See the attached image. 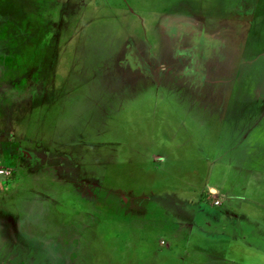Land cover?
I'll list each match as a JSON object with an SVG mask.
<instances>
[{
    "label": "rangeland",
    "instance_id": "374dc122",
    "mask_svg": "<svg viewBox=\"0 0 264 264\" xmlns=\"http://www.w3.org/2000/svg\"><path fill=\"white\" fill-rule=\"evenodd\" d=\"M0 264H264V0H0Z\"/></svg>",
    "mask_w": 264,
    "mask_h": 264
},
{
    "label": "crops",
    "instance_id": "0c3cea01",
    "mask_svg": "<svg viewBox=\"0 0 264 264\" xmlns=\"http://www.w3.org/2000/svg\"><path fill=\"white\" fill-rule=\"evenodd\" d=\"M213 191V193H215L216 192V194H218L219 193V190L216 188V189H213L212 190Z\"/></svg>",
    "mask_w": 264,
    "mask_h": 264
}]
</instances>
